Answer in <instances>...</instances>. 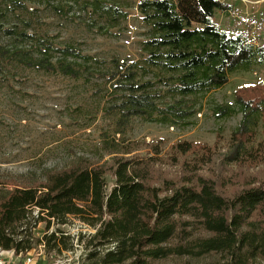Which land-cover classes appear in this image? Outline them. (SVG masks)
<instances>
[{
  "label": "trees",
  "instance_id": "16d2710c",
  "mask_svg": "<svg viewBox=\"0 0 264 264\" xmlns=\"http://www.w3.org/2000/svg\"><path fill=\"white\" fill-rule=\"evenodd\" d=\"M231 7L219 0H138L148 26L143 56L129 63L113 59L112 70L76 67L66 59L98 60L26 33L21 38L33 41L41 57L0 45L4 62L72 79L102 78L111 102L105 110L114 118L101 137L108 159L94 163L79 157L67 167L47 170L44 180L0 195L1 249L24 254L43 244L45 260H39L51 262L72 246L62 227L73 216L94 230L75 238L90 264H155L173 256L212 254L219 256L212 264H264V81L234 90L237 109L213 108L218 119L241 114L224 152L217 155L216 145L188 140L170 145L176 175L156 169V157L139 152L145 146L158 155L160 144L128 136L134 117L181 123L193 112L185 106L187 96L221 88L231 73L264 65V43H254L246 28L229 33L216 22L215 14ZM103 8L115 17L124 15L115 5ZM51 52L61 59L52 61ZM39 221L45 223L44 233L35 237Z\"/></svg>",
  "mask_w": 264,
  "mask_h": 264
},
{
  "label": "rangeland",
  "instance_id": "374dc122",
  "mask_svg": "<svg viewBox=\"0 0 264 264\" xmlns=\"http://www.w3.org/2000/svg\"><path fill=\"white\" fill-rule=\"evenodd\" d=\"M137 1L0 0V45L10 50H27L33 57H41L33 41L21 38V34L26 33L55 45H71L98 60L66 59L76 67L86 65L90 71L112 70L113 59L129 63L143 56L142 43L148 37V26L141 19ZM225 1L232 7L247 8L254 16L264 17V0ZM236 1H240V5L234 4ZM107 5L119 7L124 15H111L103 8ZM223 16L228 25L221 24L222 29L229 33L239 30L227 13ZM215 17L219 23L218 13ZM259 43H264V36ZM49 55L52 61L61 59L58 53ZM261 81H264V65L233 72L221 88L187 96L185 106L193 112L183 122L171 126L134 117L128 136L141 143L160 144L158 155L145 146L139 152L155 156L156 169L176 175L179 167L169 159L170 145L188 140L210 147L216 145L217 155L224 152L241 114L236 112L218 119L212 114L213 108L230 104L237 109L234 90ZM108 93L107 83L95 75L84 74L72 79L0 58V195L14 186L44 180L47 170L67 167L79 157L94 163L108 159L101 146L102 134L111 130L114 119L105 110L111 103ZM166 100L174 101L169 96ZM108 179L111 183V177ZM44 226L43 221L38 222L33 230L35 237H41ZM62 228L73 238V243L59 258L66 264H90L86 248L77 244L75 238L78 233H93L92 227L68 216ZM37 251L38 246L31 250ZM218 259L216 254L199 259L173 256L155 264H184L187 260L191 264H212ZM13 261L16 262V258Z\"/></svg>",
  "mask_w": 264,
  "mask_h": 264
},
{
  "label": "built area",
  "instance_id": "2783aa9c",
  "mask_svg": "<svg viewBox=\"0 0 264 264\" xmlns=\"http://www.w3.org/2000/svg\"><path fill=\"white\" fill-rule=\"evenodd\" d=\"M225 1V0H219ZM227 14L231 20V22L236 27L246 28L251 40L254 43H259V40L264 36V17L254 16L251 12L247 10V8H239V7H231L227 10ZM37 213V210L34 212ZM43 248L44 245H38L37 253L27 251L24 254L18 253L15 254L14 250H5L0 248V264H66L64 260H61L58 256L53 259L51 262H41L39 259H43ZM33 250V249H32ZM11 255L16 258V262L9 263L6 258L3 256Z\"/></svg>",
  "mask_w": 264,
  "mask_h": 264
},
{
  "label": "crops",
  "instance_id": "0c3cea01",
  "mask_svg": "<svg viewBox=\"0 0 264 264\" xmlns=\"http://www.w3.org/2000/svg\"><path fill=\"white\" fill-rule=\"evenodd\" d=\"M252 1H259V0H252ZM234 4H237V5H240V1H236ZM256 11V10H255ZM225 13V12H224ZM224 13H218V16H219V25L223 24L224 26L228 25V22L226 20V18H224ZM215 20H216V17H215ZM7 256V261L10 263H13V256L11 255H6Z\"/></svg>",
  "mask_w": 264,
  "mask_h": 264
}]
</instances>
